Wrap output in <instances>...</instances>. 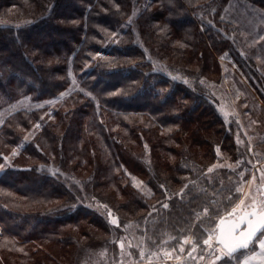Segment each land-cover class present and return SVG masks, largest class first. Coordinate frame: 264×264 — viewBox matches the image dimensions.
Returning <instances> with one entry per match:
<instances>
[{"label":"trees","instance_id":"1","mask_svg":"<svg viewBox=\"0 0 264 264\" xmlns=\"http://www.w3.org/2000/svg\"><path fill=\"white\" fill-rule=\"evenodd\" d=\"M229 1L0 0V112L78 85L0 121V264L117 263L124 233L146 237L132 260L201 246L255 161L200 85L226 55L247 72Z\"/></svg>","mask_w":264,"mask_h":264},{"label":"rangeland","instance_id":"2","mask_svg":"<svg viewBox=\"0 0 264 264\" xmlns=\"http://www.w3.org/2000/svg\"><path fill=\"white\" fill-rule=\"evenodd\" d=\"M135 14L136 10H134L133 16ZM223 19L234 27L235 48L238 53L236 57L241 59L244 68H248L247 72L242 71L237 62L226 55L219 58L221 73L219 81L213 82L208 78H202L200 85L205 90H209L219 115L225 121L226 126L228 125L232 129L233 140H235L240 153L244 154L246 159L248 158L247 161L250 156H253L255 161H249L251 170L249 168V175L245 177V180L235 183L236 188L241 191L238 195L239 199L227 211L218 216L221 219L235 218L241 212L249 211L254 207H257L258 210L264 208V199L261 195V186L264 184V11L246 0H230L224 11ZM130 23H133V18L130 19ZM145 52L147 59L152 64L153 71L182 81L189 86L194 85V82L185 78L186 76L182 73L174 72L173 69L160 63L146 50ZM70 77L71 87L58 98L45 103L32 102L28 98L20 99L15 105L0 112V121L12 111L33 110L57 103L72 90L78 88L71 73ZM36 128L39 129V124H36ZM222 165L234 168L236 164L224 162ZM213 167L216 165L210 169ZM242 177H244V172L241 174ZM141 184V182L135 181V185L145 191V187ZM111 221L116 223L117 216H111ZM215 233L216 228L208 231L206 238L201 243L203 248L188 245L189 247L183 248L178 257H172L170 251L165 253L163 248H160V256L164 254L160 258L153 254L155 258L142 259L139 257L134 260H132V256L135 248L143 250L146 246V237L138 233L128 237L124 233L121 236L122 241L119 243L121 249V254L118 256L119 261L112 264H148L149 262L154 264H221L225 259L230 260L231 256H228L215 243ZM129 242L134 244V247H130ZM100 256L105 258L104 253H100Z\"/></svg>","mask_w":264,"mask_h":264},{"label":"water","instance_id":"3","mask_svg":"<svg viewBox=\"0 0 264 264\" xmlns=\"http://www.w3.org/2000/svg\"><path fill=\"white\" fill-rule=\"evenodd\" d=\"M264 199V184L261 186ZM264 230V208L243 211L235 218H223L218 222L215 243L228 255L234 256L249 249Z\"/></svg>","mask_w":264,"mask_h":264},{"label":"crops","instance_id":"4","mask_svg":"<svg viewBox=\"0 0 264 264\" xmlns=\"http://www.w3.org/2000/svg\"><path fill=\"white\" fill-rule=\"evenodd\" d=\"M229 261L228 264H264V231L249 249L232 256Z\"/></svg>","mask_w":264,"mask_h":264},{"label":"flooded vegetation","instance_id":"5","mask_svg":"<svg viewBox=\"0 0 264 264\" xmlns=\"http://www.w3.org/2000/svg\"><path fill=\"white\" fill-rule=\"evenodd\" d=\"M233 218V217H232Z\"/></svg>","mask_w":264,"mask_h":264}]
</instances>
